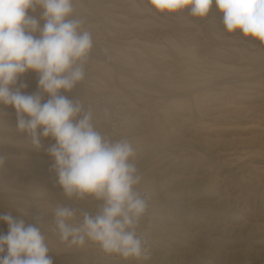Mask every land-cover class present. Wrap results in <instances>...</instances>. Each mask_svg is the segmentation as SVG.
I'll list each match as a JSON object with an SVG mask.
<instances>
[{
  "label": "rangeland",
  "instance_id": "rangeland-1",
  "mask_svg": "<svg viewBox=\"0 0 264 264\" xmlns=\"http://www.w3.org/2000/svg\"><path fill=\"white\" fill-rule=\"evenodd\" d=\"M75 9L94 48L85 80L61 94L91 103L102 134L137 148L150 203L139 231L151 259L140 264H264V45L227 33L215 5L204 19L148 0H75ZM20 81L38 91L35 72ZM15 123L14 108L0 106V214L38 222L54 264H138L61 242L54 207L94 213L95 204L65 199L46 151L55 142L33 149Z\"/></svg>",
  "mask_w": 264,
  "mask_h": 264
},
{
  "label": "clouds",
  "instance_id": "clouds-1",
  "mask_svg": "<svg viewBox=\"0 0 264 264\" xmlns=\"http://www.w3.org/2000/svg\"><path fill=\"white\" fill-rule=\"evenodd\" d=\"M159 13L187 9L204 19L213 5L222 14L227 33L240 32L264 45V0H148ZM40 10V19L29 15ZM43 21L41 25L40 21ZM76 14L75 0H0V106L15 110L17 132L33 149L42 139L56 185L68 201H90L95 212L70 204L53 209L55 231L69 247L92 244L125 261L151 259L140 224L148 214L149 197L142 193L138 152L128 138L112 139L96 127L95 109L71 93L86 78V63L94 48L92 32ZM110 59L109 49H101ZM38 76V91L26 93L21 82L27 72ZM48 99L45 101L44 96ZM109 116V109H103ZM6 156L0 154V167ZM79 215V219H77ZM8 233H0V264H54L41 228L0 214Z\"/></svg>",
  "mask_w": 264,
  "mask_h": 264
}]
</instances>
